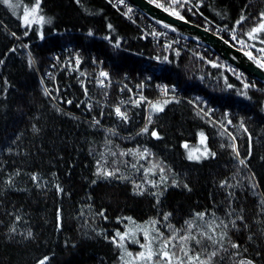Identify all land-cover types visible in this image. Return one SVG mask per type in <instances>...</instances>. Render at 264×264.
<instances>
[{
    "label": "trees",
    "instance_id": "trees-1",
    "mask_svg": "<svg viewBox=\"0 0 264 264\" xmlns=\"http://www.w3.org/2000/svg\"><path fill=\"white\" fill-rule=\"evenodd\" d=\"M152 1L264 47V31L248 35L264 22V0H200V13ZM33 2H0V264H123L113 239L128 218L156 221L180 264H191L182 247L199 264H264V84L178 45L165 51L142 37L144 18L112 0H39L44 22L26 25ZM69 51L83 72L64 63L48 78ZM100 65L113 78L111 96L89 90ZM124 77L147 97L159 84L179 96L155 100L162 111L125 108L122 118L114 109L117 97L128 98L115 95ZM199 130L210 154L189 160L182 143ZM188 235L200 243L181 240Z\"/></svg>",
    "mask_w": 264,
    "mask_h": 264
},
{
    "label": "rangeland",
    "instance_id": "rangeland-1",
    "mask_svg": "<svg viewBox=\"0 0 264 264\" xmlns=\"http://www.w3.org/2000/svg\"><path fill=\"white\" fill-rule=\"evenodd\" d=\"M161 1L163 3H165L168 7H171V8L179 7V8H182V9L184 8L187 11L192 12V13L193 12L194 13H200V9H199L200 5H201V1L200 0H178V2H176V0H161ZM181 5H183V6L181 7ZM38 6H39V3L37 5L36 2H33V3H31V5H27L25 7V10L27 9V11H28V15H27V17L25 16V10H24V14H23V22L24 23H25V19H27L30 22L29 25H31L34 21H40L39 17L37 16ZM33 8H36L35 12L32 11ZM135 10H137V9L135 8ZM166 10H168V9H166ZM171 10H173V9H171ZM168 11H170V10H168ZM134 12L136 13L137 17H141L142 19H143L142 15L145 16L139 10L137 12L136 11H134ZM171 13H173V12H171ZM154 23H156V22H154ZM146 27H147V29H146ZM204 27L208 28V26H204ZM156 28H157L156 26L148 27V23L146 22L145 31L149 35L154 36V34H155V35L158 36V34H156V33L159 32L161 34V36H163L164 32L162 30L161 31H157ZM165 29L167 31H169L167 28H165ZM208 29H210V28H208ZM213 30H211V31L215 32L216 34L222 36L225 39L228 36V34H232L233 33V35L236 36L235 42L239 43V45L237 44L238 45L237 46L235 42H231V41L226 39L227 41H229L235 47H237V48H239V49H241L243 51H247L252 56H254L258 61H261L262 63H264V47H259V46L254 45L253 43H251V42L247 41L246 39L242 38L241 36H239L233 30H227V32L222 31L221 33L219 31H215V29H213ZM168 34L170 35V39H172L174 34L171 33V32L168 33ZM177 35H179V34H177ZM164 36H165V33H164ZM180 37H185V36L180 35ZM178 42L181 45L180 44H176V43L172 44V45H168L167 43H163V41H160L159 42V46L161 48H163L165 51H168L169 48H171L174 45H178V46L182 47V49H185V50H188V51L192 50L194 53L197 54V55H195L196 57L203 58L204 60L212 59L213 60L212 63L221 65V67H223L228 72L233 74V76H235V78L242 77L243 72L240 69H238L236 67V69L238 71H240V74H239L235 69L231 68V66H230L231 64L229 65V63L225 62L223 59L218 57L217 54L213 50L211 51V49L209 47H207L205 49V46L202 45L203 47L200 46V47L197 48L198 45H196V43H192L191 39L189 41V44L192 43L190 45L192 49H190V47H187V48L184 47L185 44H188L185 40H179ZM67 66H68L69 69H73V68H76L77 64L71 63V64H68ZM56 70H57L56 68H52L51 67V69H50L51 74H54L56 72ZM99 71H100V73L101 72L107 73V75H108V78L106 79V81H107L109 79V77H110V74H109L108 70H106V69L104 70L103 66L100 65L99 66ZM111 78L109 80L110 83H112V79H113V78L112 79ZM101 79H102V77H101ZM124 80L126 81V82H124L126 84V86H124V85L120 86L119 85L117 87L118 91L115 94L116 96L120 95L122 93L123 94H128V98L127 99L126 98H119L118 99V97L116 99L117 106L120 108V111L123 114L125 112H127L126 109L128 110V108H131V107H134V106H137V105L138 106L142 105L144 110H145V114H148L149 106L155 100L175 98V97L170 96L171 94H173V91H172L173 87L172 88L170 87L171 88L170 89L165 84L157 85V87H156V91L157 92L154 94V96L147 97V96H145L142 93L132 91L130 86H128L129 80L126 77H124ZM44 86L43 87L45 89H48L46 84H45V82H44ZM112 86L113 85H106L104 88H99L97 85L94 84V80H93V83L89 87V90L90 91L92 89L94 90V87H95L96 89L102 90V92L104 93L103 96H106L107 94L109 96H111L113 94V91L110 93ZM163 88H166V89H163ZM138 91H139V89H138ZM161 93H163V94H161ZM100 96H101V94H100ZM202 106H204V104H202L200 107H197V110L199 112L203 111ZM158 107H160V106H158ZM144 123H145V121H144ZM201 134H203V142H202ZM185 145H187V147H185ZM182 147L184 149L185 156H186L187 159H188V155H189L190 152L193 154V156L200 157V159L204 158V157H206V156H208L210 154L209 149L207 147V143H206V135H205V133L202 130H199L197 132V138H196V141L194 143H186V142H184V143H182ZM205 148H207V150H208L207 154H204ZM200 159H192V160H200ZM123 228H124L123 231H118L122 235L123 234H127V235H125V239L122 241L123 247H120V257H121V260H122L123 264H168V259H171L172 264H180L178 262V260H177L178 259L177 256L176 255H172L174 253H173V250L171 249L172 246L170 244L168 245V248L166 249V251H168L170 253V256L168 258H163L162 257L161 245L163 244L164 241H162L160 239V236L158 234L156 225L153 224L152 222H149V221L139 222V221H135L132 218H128L126 220V223L124 224ZM145 232H147V234H148V238L147 239L145 238ZM117 238H118V242H119V237H117ZM142 245H143V247H142ZM149 251L155 253V255L152 256L151 260L147 259L148 255H149ZM140 253H144V256L141 257ZM129 254H131V255H129ZM197 257H198V259H196ZM189 258H191V259H189ZM198 260H199V256L198 255L188 254L187 262H189L191 264H199Z\"/></svg>",
    "mask_w": 264,
    "mask_h": 264
},
{
    "label": "water",
    "instance_id": "water-1",
    "mask_svg": "<svg viewBox=\"0 0 264 264\" xmlns=\"http://www.w3.org/2000/svg\"><path fill=\"white\" fill-rule=\"evenodd\" d=\"M147 18L160 26L201 43L213 50L218 57L232 64L246 75L264 84V65L247 51H243L222 36L186 18L180 19L170 11L157 6L152 0H126ZM167 25V26H166Z\"/></svg>",
    "mask_w": 264,
    "mask_h": 264
},
{
    "label": "snow or ice",
    "instance_id": "snow-or-ice-1",
    "mask_svg": "<svg viewBox=\"0 0 264 264\" xmlns=\"http://www.w3.org/2000/svg\"><path fill=\"white\" fill-rule=\"evenodd\" d=\"M0 2H2L4 4H7L9 7H12V5L9 3V0H0ZM176 2H178V0H176ZM38 3H39V0H37V5H38ZM157 6L159 7L160 5H157ZM182 6L183 5H181V7ZM32 11L35 12L36 11V8H33ZM172 14L178 16V18H180V19H183V17H180L179 16V13L178 12H174ZM27 15H28V11L26 9L25 10V16L27 17ZM39 19H40L41 22H44V17L43 16H40ZM244 19H245V17L241 16L240 20L237 21V24L241 23ZM261 19H262V21H264V13H261ZM29 23L30 22L27 19H25V24L27 25ZM109 27H111V25H109ZM260 31H264V22H262L259 25V27L253 28L251 30V32L248 33V35H249L250 38H254L253 37V34L254 33H257V32H260ZM91 34L92 33L90 32L89 35H91ZM116 46H118V44ZM0 63H2V61H0ZM76 63L79 64V59H77ZM261 66L264 67V65H261ZM100 76L107 78V73L101 72L100 73ZM101 83H103V82L101 81ZM245 87H247V85H245ZM44 91H45V95H48L49 94L47 89H45ZM69 103H71V101H69ZM164 103L166 104V103H168V101H164ZM151 106L156 111H162L163 110L161 107H158L157 104H152ZM116 113H117L118 116H121L122 118H125L124 114L121 113V111H120L119 108L116 109ZM151 121H152V117H151V115H149V117H148V123L150 124ZM148 131H149V129H148V126L146 125L144 127V129H142V132L147 133ZM151 135L153 137L159 138L158 137V133L156 131H154V130L151 132ZM201 136H202V142H203V134H201ZM185 147H187V145H185ZM233 150L235 151V148ZM144 151L146 153L147 152V149H145ZM207 153H208V150H207V148H205L204 154H207ZM211 155L214 156L215 153H211ZM237 156H239V153H237ZM188 159L189 160H192V159H200V157L193 156V154L190 152L189 155H188ZM239 163L241 165H244L245 164V160L244 159H240ZM160 171L163 172V168H161ZM98 174H102L105 177L113 176L114 175V173H112V172H102V173L98 172ZM35 179H36V177L33 176V180H35ZM164 179H165V177L164 176H161V180H164ZM137 187L138 188H141L142 186H139L138 185ZM185 187H187V185H185ZM58 190H60V189H58ZM100 215H103V213H100ZM196 215H197V218H199L200 220H203L204 217H205V213H203V212L197 213ZM165 219H167V214L165 215ZM152 223L155 224L157 222L156 221H152ZM186 223L188 224V228L191 229L192 226H193L192 225V222L189 221V222H186ZM221 224H223V221H221ZM233 226H235V222L234 221H233ZM209 227L210 228L212 227L211 223H210ZM224 227L226 228L227 225H224ZM29 235H31V233H29ZM125 235H127V234H123L122 235L120 232H117L116 233V236L119 237V242L114 238L113 239V243L117 244L118 247H123L122 241L125 239ZM201 235L204 236V235H207V234L206 233H201ZM226 235H227L226 232L223 233L220 236V240L222 241ZM145 238L146 239L148 238L147 232H145ZM173 239H175V237H173ZM190 239H196V237L191 236V235L181 237V240L182 241H185V242L188 241V240H190ZM207 239L211 240L213 242V244L217 243L216 239H214V237L212 235H207ZM196 242L197 243H200V240L196 239ZM171 243H172L171 240H167L166 239V240H164L163 244L161 245V248H162V257L163 258H168L170 256V253L168 251H166V249L168 248V245L171 244ZM142 247H143V245H142ZM232 247L236 248V247H238V245L233 244ZM181 250L184 251V254L186 256L188 255L187 251L183 247L181 248ZM129 255H131V254H129ZM153 255H155V253L149 251V255H148L147 259L151 260V258H152ZM172 255H174V254H172ZM215 255H216L215 252L210 253V257L211 256H215ZM140 256L143 257L144 256V253H140ZM189 259H191V258H189ZM196 259H198V257ZM47 260H48V257H44L42 260L39 261V264H46V261ZM168 264H172L171 259H168ZM181 264H182V262H181ZM200 264H209V261H201ZM247 264H251V262L248 261Z\"/></svg>",
    "mask_w": 264,
    "mask_h": 264
},
{
    "label": "built area",
    "instance_id": "built-area-1",
    "mask_svg": "<svg viewBox=\"0 0 264 264\" xmlns=\"http://www.w3.org/2000/svg\"><path fill=\"white\" fill-rule=\"evenodd\" d=\"M113 1V3H115L118 7H120V8H122L124 11H125V13H126V15H128L129 17H134V18H136V13L134 12V11H138V10H135V8H134V6H132L130 3H128L127 1H125V0H112ZM142 15V14H141ZM143 17V16H142ZM141 18V17H140ZM144 18V20H146L145 22H144V25H142L143 26V29H144V32H143V38H150V40H151V42H155V43H158V42H160V41H163V43H167L168 45H172V44H180L178 41L179 40H185L188 44H185V48H187V47H190V49H192L191 48V44H189V41H190V39L189 38H186V37H180V35H177V33H175V32H172V31H170L171 33H173L174 34V36L172 37V39H170V35L168 34V33H170L169 31H167L164 27H162V26H160V25H158L157 23H153L154 21H152L151 19L150 20H148V19H146L145 17H143ZM146 22L148 23V27H151V26H156L157 28H156V30L157 31H163L164 33H165V36H164V33H163V36H161V34L158 32V33H156V34H158V36L157 35H155L154 34V36H151V35H149L146 31H145V26H146ZM157 24V25H156ZM146 29H147V27H146ZM215 31H219L220 33L222 32V31H225V32H227V30H224V29H221V28H219V27H216L215 28ZM235 38H236V36L235 35H233V33L232 34H228V36L226 37V39L227 40H229V41H231V42H235ZM236 43V45L238 44L239 45V43H237V42H235ZM181 45V44H180ZM196 45H198L197 46V48L198 47H203V46H205V45H203V44H201V43H198V42H196ZM203 45V46H202ZM237 45V46H238ZM207 48V46H205V49ZM195 55H197L196 53H194ZM68 55H70V56H64L63 58H60V57H58L57 59H56V61H55V63L51 66L52 68H56L57 70L58 69H62V66L64 65V63H66V64H71V63H75V64H77L76 63V61H77V59H79V56L76 54V53H74V51H69L68 52ZM63 61V62H62ZM230 65V64H229ZM231 66V68L232 69H235L239 74H240V71H238L234 66H232V65H230ZM80 68V63L79 64H77V66H76V68H73V69H70V70H72V71H74V70H79L80 71V73H82L83 72V70H80L79 69ZM56 70V71H57ZM79 71H77L78 72V74H79ZM47 74V77L48 78H50L51 79V77L54 75V74H51V72H50V70H49V72H47L46 73ZM95 74H96V76H95V78H94V84L95 85H97L99 88H104L106 85H111V83H110V77H109V79L106 81V79L108 78V75H107V78H105V77H102V76H100V71H99V67L97 68V69H95ZM79 75H84V74H79ZM101 77H102V79H101ZM85 78V79H84ZM84 78L82 79V82L84 83V84H86L87 85V81H86V79H87V76H85L84 75ZM101 81L103 82V83H101ZM85 85V86H86ZM167 87H173V94H171L170 96H172V97H177V96H179V91L176 89V87H174V86H167ZM170 88V89H171ZM163 89H166V88H163ZM169 89V90H170ZM160 92V91H159ZM161 94H163V93H161ZM143 101V100H142ZM117 108H119V107H116L114 110H115V112H116V109ZM120 109V108H119Z\"/></svg>",
    "mask_w": 264,
    "mask_h": 264
},
{
    "label": "bare ground",
    "instance_id": "bare-ground-1",
    "mask_svg": "<svg viewBox=\"0 0 264 264\" xmlns=\"http://www.w3.org/2000/svg\"><path fill=\"white\" fill-rule=\"evenodd\" d=\"M230 64V63H229ZM232 65V64H231ZM233 66V65H232ZM235 67V66H234ZM236 68V67H235ZM230 73V72H229Z\"/></svg>",
    "mask_w": 264,
    "mask_h": 264
}]
</instances>
